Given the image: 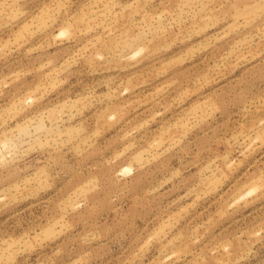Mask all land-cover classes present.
Here are the masks:
<instances>
[{"label": "rangeland", "instance_id": "rangeland-1", "mask_svg": "<svg viewBox=\"0 0 264 264\" xmlns=\"http://www.w3.org/2000/svg\"><path fill=\"white\" fill-rule=\"evenodd\" d=\"M0 264H264V0H0Z\"/></svg>", "mask_w": 264, "mask_h": 264}]
</instances>
